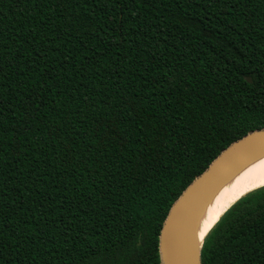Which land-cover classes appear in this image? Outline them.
<instances>
[{"label": "trees", "instance_id": "1", "mask_svg": "<svg viewBox=\"0 0 264 264\" xmlns=\"http://www.w3.org/2000/svg\"><path fill=\"white\" fill-rule=\"evenodd\" d=\"M263 128L264 0H0V264H161L172 205ZM200 257L264 264V186Z\"/></svg>", "mask_w": 264, "mask_h": 264}, {"label": "water", "instance_id": "2", "mask_svg": "<svg viewBox=\"0 0 264 264\" xmlns=\"http://www.w3.org/2000/svg\"><path fill=\"white\" fill-rule=\"evenodd\" d=\"M246 80L252 81L250 77ZM262 153L264 128L232 143L189 184L172 205L163 223L159 237L161 264H201V247L212 228L197 246L193 235L197 215L207 199L233 172Z\"/></svg>", "mask_w": 264, "mask_h": 264}, {"label": "bare ground", "instance_id": "3", "mask_svg": "<svg viewBox=\"0 0 264 264\" xmlns=\"http://www.w3.org/2000/svg\"><path fill=\"white\" fill-rule=\"evenodd\" d=\"M262 186L264 153L233 172L207 199L194 221L193 235L196 245L200 246L208 231L234 202Z\"/></svg>", "mask_w": 264, "mask_h": 264}]
</instances>
